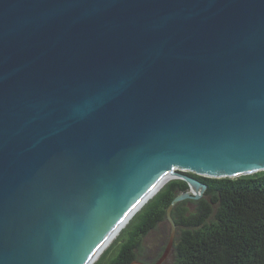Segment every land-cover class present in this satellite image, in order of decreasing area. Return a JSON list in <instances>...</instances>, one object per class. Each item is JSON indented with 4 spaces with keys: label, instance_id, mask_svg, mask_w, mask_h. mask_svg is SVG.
Segmentation results:
<instances>
[{
    "label": "water",
    "instance_id": "1",
    "mask_svg": "<svg viewBox=\"0 0 264 264\" xmlns=\"http://www.w3.org/2000/svg\"><path fill=\"white\" fill-rule=\"evenodd\" d=\"M264 171V0H0V264H94L172 178Z\"/></svg>",
    "mask_w": 264,
    "mask_h": 264
},
{
    "label": "trees",
    "instance_id": "2",
    "mask_svg": "<svg viewBox=\"0 0 264 264\" xmlns=\"http://www.w3.org/2000/svg\"><path fill=\"white\" fill-rule=\"evenodd\" d=\"M190 175L207 188L201 198L182 201L172 211L177 226L172 264H264V171L236 178ZM187 191L182 179L166 183L95 264H119L120 258L127 264L131 256L144 255L143 239L169 222V206Z\"/></svg>",
    "mask_w": 264,
    "mask_h": 264
},
{
    "label": "rangeland",
    "instance_id": "3",
    "mask_svg": "<svg viewBox=\"0 0 264 264\" xmlns=\"http://www.w3.org/2000/svg\"><path fill=\"white\" fill-rule=\"evenodd\" d=\"M173 179H178V178L175 177V178H172V180ZM170 234H171V225L169 222H167L166 224L160 225L158 228L152 231L149 235H147L143 239V243H142L144 255H146L147 257H152V258L157 257L158 254L162 251V249L167 246V243L170 238ZM115 239L110 243V245L106 249H108L114 243ZM164 264H172V260L170 259V257L166 260Z\"/></svg>",
    "mask_w": 264,
    "mask_h": 264
},
{
    "label": "flooded vegetation",
    "instance_id": "4",
    "mask_svg": "<svg viewBox=\"0 0 264 264\" xmlns=\"http://www.w3.org/2000/svg\"><path fill=\"white\" fill-rule=\"evenodd\" d=\"M132 257V260L127 263V264H155L154 263V259L155 257H147L146 255H142V256H139L138 253L137 255H133L131 256ZM127 258H120L118 261H119V264H124L126 262Z\"/></svg>",
    "mask_w": 264,
    "mask_h": 264
}]
</instances>
